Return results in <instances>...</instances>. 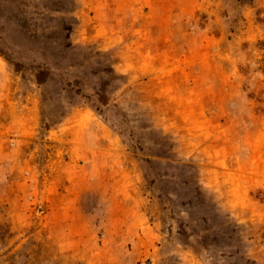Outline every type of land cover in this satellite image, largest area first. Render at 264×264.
I'll return each instance as SVG.
<instances>
[{
	"label": "rangeland",
	"instance_id": "obj_1",
	"mask_svg": "<svg viewBox=\"0 0 264 264\" xmlns=\"http://www.w3.org/2000/svg\"><path fill=\"white\" fill-rule=\"evenodd\" d=\"M0 44V264H264V0H0Z\"/></svg>",
	"mask_w": 264,
	"mask_h": 264
},
{
	"label": "trees",
	"instance_id": "obj_2",
	"mask_svg": "<svg viewBox=\"0 0 264 264\" xmlns=\"http://www.w3.org/2000/svg\"><path fill=\"white\" fill-rule=\"evenodd\" d=\"M0 52L6 56V52L4 47L0 44ZM35 67V74L39 75L42 71H46L48 75H51L52 77H57V82L61 84L60 89L61 91L71 94L75 93L80 95L82 98H84V104L88 105L89 107L93 108L94 110H102L104 106H107L108 103H106V97L103 95H95V94H84L82 92V89L76 88L74 85L73 80L70 78V74H68L66 71H56V68H51L50 64L47 61L39 62ZM82 92V93H81ZM42 123L45 124L44 119H42Z\"/></svg>",
	"mask_w": 264,
	"mask_h": 264
}]
</instances>
